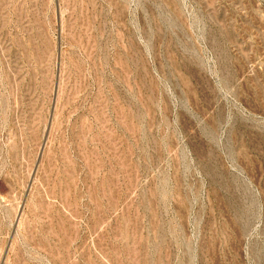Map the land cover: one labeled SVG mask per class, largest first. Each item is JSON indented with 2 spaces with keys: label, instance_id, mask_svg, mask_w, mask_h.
Returning a JSON list of instances; mask_svg holds the SVG:
<instances>
[{
  "label": "rangeland",
  "instance_id": "rangeland-1",
  "mask_svg": "<svg viewBox=\"0 0 264 264\" xmlns=\"http://www.w3.org/2000/svg\"><path fill=\"white\" fill-rule=\"evenodd\" d=\"M0 264H264V0H0Z\"/></svg>",
  "mask_w": 264,
  "mask_h": 264
}]
</instances>
